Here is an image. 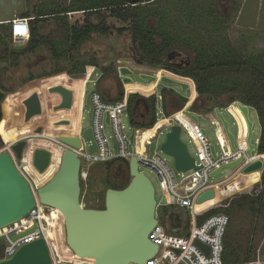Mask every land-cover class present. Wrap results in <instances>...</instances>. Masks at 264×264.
<instances>
[{"label": "rangeland", "instance_id": "obj_1", "mask_svg": "<svg viewBox=\"0 0 264 264\" xmlns=\"http://www.w3.org/2000/svg\"><path fill=\"white\" fill-rule=\"evenodd\" d=\"M127 1L135 5L142 0ZM168 1L171 0L161 1L157 4L168 6L166 5ZM46 2L53 3V7L59 9L62 6L68 7L73 3V0H0V19L12 18L15 15L21 16L25 12H29L31 16H35L37 13L34 11V8H37L39 5L45 7L47 5ZM212 3L218 13L225 12L229 15L230 35L233 43L237 47L250 53H258L264 50V0H212ZM171 7L174 8V5L169 3L168 8ZM99 16H88L80 12L70 15L66 19V21L68 20L70 22L68 24H73L75 22L82 23L86 17H89L94 22H102L105 24L110 29V32L106 35H93L81 47L74 50H66V52L58 56V59L54 56L51 45L44 43L35 53L21 55L18 64L9 62L0 64V88L6 93L5 98L0 103V107L2 110L5 109L7 111L11 119L15 132L14 138H16L14 141L17 138L19 140L26 138L28 142L24 158L16 159V164L25 176L28 175L35 178L38 183H42L48 172L54 168L55 162L58 159L56 157H58L59 153L68 149L62 144L61 136H57L55 139L53 136L55 134L82 136L84 130L91 126L92 122L89 115L90 107L86 104V97L94 88L97 90L101 89L102 92L108 89L109 94L106 95V98L110 100L118 98L122 93L125 95L127 92L135 89L139 90L141 96L147 98L148 96L146 95H149L154 90L157 97L154 95L153 97H148V99H155L156 101L158 99L156 114L158 120H161L158 124L159 128L166 122L162 121L165 116L164 105H166L168 112L172 114L180 111L185 106L180 107L182 105L181 97L186 100H191L189 102L190 104L197 96L194 87L195 83L188 77L178 76L175 78L189 83L191 88L188 90H183L180 85H167L161 82L156 85L151 80L142 79L140 71L137 70L131 76L132 83L123 84L119 74L120 64L133 69H143L146 73L151 72L158 77L164 75L167 68H162V65H147L148 68H143L137 63L136 60H139L138 58L142 54L139 49V43L133 41L131 31H125L123 34L117 31L123 28L127 30L131 27L129 20L112 17L110 16L109 10L102 11ZM173 18H176V12L173 14ZM150 21L152 25H156V19H150ZM66 24L60 17H51L39 23L38 30L42 36L60 44L59 46L62 48L66 46L63 43L68 36ZM10 48L20 49L24 47L12 42ZM173 50V52H177L180 55V58L189 60L188 65L195 61V53L187 50L183 45H176ZM84 62L94 64L95 66L93 67L99 70L95 80H90L93 74L92 67H88L85 72H81L79 68L76 71H72L74 66H78ZM130 63H132L131 66ZM164 64H168L172 68H177V65H170L167 62ZM182 68L185 67L183 66ZM102 70L104 71V75ZM171 73H169V77H171ZM96 81H98L97 84ZM166 90H169L167 95L165 94ZM171 91L176 96L170 95L172 94ZM222 99H227V96ZM211 105L213 103L209 106ZM230 105V111L235 115L225 110L224 107H221V111L230 124V130L238 136L239 124L241 136H244L247 131V122L236 102L228 106ZM133 107L136 108V103ZM194 112L199 118L198 126L207 130L206 138L208 142L214 144L219 156H222V149L215 133L216 127L223 141V145L227 147L220 122L214 117V127L211 118L206 116L209 112ZM249 117L253 121L254 136L252 141L259 148L258 140L262 136V125L259 112L256 108L249 107ZM179 119L182 121V124H186L189 127V121L182 114H179ZM172 121L175 122V119L172 118ZM121 123L124 133L130 137L133 125L129 112L121 114ZM191 127L193 126L191 125ZM170 130V127L162 129L159 137H157V155L170 166L178 182L182 183L183 173L177 170L174 157L165 153L161 148ZM103 131L109 145L110 154H114L113 129L105 122ZM153 132L155 131H142L138 132V135L142 133L144 134L143 139H146ZM47 133H50V136ZM193 134H195V131H193ZM181 138L188 145L192 156L200 162L198 146L192 141L186 129H183ZM83 144L85 147L83 150L87 149L88 144L85 140ZM7 145H0V152ZM242 145L245 146L244 143ZM37 148L47 149L53 155L51 164L43 172L37 170L33 164V154ZM226 151L228 152L227 149ZM258 152L259 150H254V154ZM140 170L152 181L155 188L156 200L160 204L165 196V191L159 176L147 166H141ZM113 171V165L110 166L109 164L97 163L95 166H92L88 179L81 182L83 185L81 203L84 208H105V195L108 189L105 178L111 176ZM192 171V169L185 171V174L188 175ZM234 171L235 167H225L222 173L210 178V180L212 182H219L231 176ZM262 174L263 171L243 175L238 170L228 180L219 183L221 186L216 189V192L219 190L224 191V185L227 186L229 181L237 176L236 180L238 182L233 185L234 189H231L228 193H239L244 188L256 183L258 179L260 181ZM226 198L228 196L221 198L219 202ZM173 210L171 206H158L156 209L157 219L161 224L166 225L170 232L172 225L167 218L168 216L172 217ZM68 212L66 209L58 211L52 210L51 214V217H56L60 220L57 231L65 259L75 263H81L83 261L95 262V259L92 258H80L76 256L66 244L64 219ZM231 220L230 235L244 244H247L248 241L250 243L249 246L251 245L253 248L255 256L252 258L251 264L264 262V210L262 215H255L250 210V205L244 204L241 208L236 209L231 216ZM180 235L183 237L185 232H182ZM31 238L34 237H28L27 240H31Z\"/></svg>", "mask_w": 264, "mask_h": 264}, {"label": "trees", "instance_id": "obj_2", "mask_svg": "<svg viewBox=\"0 0 264 264\" xmlns=\"http://www.w3.org/2000/svg\"><path fill=\"white\" fill-rule=\"evenodd\" d=\"M161 1L165 0H142L138 4L132 5L127 0H74L71 6L62 9L39 5L34 8L36 16L45 17L31 20V36L24 48L11 49V34L0 29V63L18 64L21 55L35 53L44 43L51 45V50L58 59V56L66 50L80 47L93 34H107L109 28L102 22H94L90 18L83 25L77 23L69 25L66 22L68 36L63 43L66 46L61 48L60 44L50 41L40 34L39 23L49 17H60L55 15L60 13L84 10L90 16L100 17L102 11L109 10L110 16L131 22V27L128 30L132 32L133 41L139 43L142 54L138 59L143 64L162 65L168 70L194 81L198 97L191 108L192 111L211 112L217 106L225 107L235 102L256 108L262 125V136L258 141L259 153L264 154V50L250 53L237 47L230 35L229 15L225 12L218 13L212 0H171L166 3L168 6L169 3L173 4L174 8L157 4ZM175 12L176 18L174 19ZM22 15L23 17L31 16L29 12ZM61 16V19H66L65 16ZM150 19H156V25H152ZM124 30L125 28L120 29L121 32ZM179 44L186 47L187 50L193 51L196 56L195 61L183 69L172 68L168 64H164L166 63L164 60L166 53ZM93 66L95 65L92 63L84 62L74 66L72 71L79 68L81 72H85L88 67L93 69ZM102 72L104 75L103 70ZM178 75L171 73V77L174 79ZM103 93L106 97L109 90L106 89ZM225 96L227 99L223 100L222 98ZM123 97L124 93L114 100ZM140 97L141 95L138 93H131L129 96L131 123L134 128H152L157 122L156 100L145 98L150 107V115L142 117L141 111L133 107ZM186 102L185 98L182 99L180 107L182 108ZM212 103L213 105L209 106ZM164 111L167 116L171 114L166 110V106H164ZM14 134L7 111L0 107V145L4 146L13 141ZM104 164L114 167L112 175L105 178L108 188L123 189L130 183L131 177L127 160L114 159ZM218 193L215 200L201 204V208H207L198 213L199 223L215 213L224 212L231 218L236 209L241 208L244 204L250 205V210L255 215H262L264 210V171L260 181L244 188L239 193L232 195L221 190ZM226 196L229 197L215 203ZM95 208L98 209V207ZM230 224L224 240V264H251L252 258L255 256L252 246H249L248 241L247 244H244L236 238L234 239L230 235ZM255 264H264V262Z\"/></svg>", "mask_w": 264, "mask_h": 264}, {"label": "water", "instance_id": "obj_3", "mask_svg": "<svg viewBox=\"0 0 264 264\" xmlns=\"http://www.w3.org/2000/svg\"><path fill=\"white\" fill-rule=\"evenodd\" d=\"M96 72H98V69H95L94 73ZM134 72L133 69L127 66L119 67L123 84L132 83L131 76ZM141 77L145 80H151L156 85L161 82L167 85H180L183 90L191 88L189 83L174 79L166 74L158 77L154 74L141 73ZM92 92L93 90L86 97V104L90 107V118L92 117ZM5 95L6 93L0 88V103ZM236 104L247 122L246 141L248 148L246 154H242L236 160L222 164L218 169L211 172V176L222 173L225 167H235L233 174L240 170L243 175L264 170V159L261 158L239 168L245 156L251 157L253 150H259V148L252 142L254 132L253 121L249 117V106L241 102H236ZM185 111L196 124L199 123V118L191 110L190 105ZM206 116H209L211 120L217 116L222 121L230 140L231 149L236 150L235 135L230 131V124L220 108L215 107ZM235 121L237 122L236 118ZM106 122H110L109 115H107ZM169 127L171 130L161 146L162 150L174 157L178 171L199 169L200 166L196 165L195 158L190 153L188 145L181 138L183 126L175 123ZM201 129L207 135V130ZM82 137L93 142L89 148L90 152L98 151L92 127L84 130ZM60 139L76 149L82 146L80 136L74 138L62 136ZM113 141L114 148L117 150L118 144L114 138ZM129 141V150H131L135 141V128L132 130ZM27 145L26 138H22L19 141L16 140V143L12 145L13 153L8 150L0 152V228L26 217L36 207L37 195L43 205L52 208H67L66 210L69 212L64 219L66 244L76 256L95 259V262L75 263L64 261L62 264H146L148 260L154 257L159 245L153 243L149 235L159 221L156 218L158 202L155 197L154 185L150 178L139 169L140 163L137 158H131L129 161L130 183L123 189H107L105 208H84L81 204V159L78 153L70 148L65 150L58 172L47 184L38 188L35 193L31 182L16 164V159L24 158ZM157 147L158 140L156 139L150 144V153H154ZM211 152L213 158H217L218 153L214 144H211ZM52 157L53 155L49 150L37 148L33 154V164L37 170L43 172L51 164ZM216 198L215 190L208 189L200 194L197 202L203 204ZM160 204L166 205V198H163ZM36 228L37 225L14 236V239L34 232ZM1 242L2 239H0ZM197 244L207 253L210 252L209 246L200 241H197ZM0 264L54 263L48 243L45 238L41 237L22 245L11 257L0 259Z\"/></svg>", "mask_w": 264, "mask_h": 264}, {"label": "built area", "instance_id": "obj_4", "mask_svg": "<svg viewBox=\"0 0 264 264\" xmlns=\"http://www.w3.org/2000/svg\"><path fill=\"white\" fill-rule=\"evenodd\" d=\"M9 23L10 34L14 43L23 45L29 41L31 36V17L15 16ZM94 72L95 70L93 71L90 80H95L98 72ZM97 82L98 81H96V84ZM130 94V92H127L124 97L119 100H110L103 96L100 89H93L91 94L92 124L90 127L93 129L94 139L98 146L97 152H90L89 148L93 142L83 139L80 135L79 136L82 140V146L80 148L76 149L62 142L66 148L74 149L81 159V182L88 179L92 166L97 163H106L114 159H125L129 162L131 158H137L140 163L139 169L141 166L151 168L157 173L160 182L163 185L165 191L164 198H166L167 204L162 205L158 203L157 207L171 206V209H174L172 214L174 221L171 226V232L166 225L161 224L159 221L150 232V240L153 243L158 244L159 249L154 257L148 260L146 264H224V240L231 218L224 212L215 213L207 217L202 223H199L197 215L207 207L201 208V204L197 202V199L201 193L208 189H214L216 197L218 196L219 193L216 192V189L221 186L219 183L228 180L230 176L219 182H212L210 178L214 176H211V172L218 169L222 164L236 160L242 154H246L245 152L248 148L247 143L244 141V138L241 139L239 142V150L236 153H233L223 123L217 116H215L221 124L227 147L223 145V141L212 120L223 153L222 156H219L218 154L217 158H213L211 143L208 142L206 138L207 135H205L202 132L201 127H199L198 124L186 114V108L189 105L191 106V103L189 104L188 101L180 111L170 114L169 116L165 114L162 121L166 122L162 127H158L161 120H158L156 114L157 122L152 128H135V141L132 149L129 150L130 141L129 137L123 131L121 114L129 112ZM149 95L156 96L154 90H152ZM157 102L158 99L156 104ZM179 114H182L186 120L189 121V127L186 126V124H182V121L179 119ZM107 115L110 116L109 123L106 122ZM172 118L175 119V122L172 121ZM105 122L112 127L114 132L113 138L118 144V149L116 150L114 148V154H110L109 145L104 135L103 125ZM175 123L181 124L183 128L188 131L192 141L197 144L200 155V162L195 158L196 165L200 166L199 169H192L193 171L188 175L185 174V171H181L183 173L182 183L178 182L177 177L170 166L157 155V148L154 153H150L151 142L159 137L162 129ZM191 125L193 127H191ZM190 128L193 129L191 130ZM150 130H154L155 132L148 135V138H144L145 141L143 142L144 134L141 133L138 135V132ZM193 131H195L196 135L193 134ZM68 137L74 138L76 136L69 135ZM84 140L88 144V147L85 150H83V148H85L83 144ZM12 143L13 142L9 143L4 150L11 151L10 148L13 145ZM242 143H244L245 146L242 145ZM257 157L264 159V154L258 152L256 154L253 153L251 157L246 155L239 168L257 160ZM36 198V207H34L26 217L16 221L15 224L12 223L0 228V239H2V242L0 243V259L11 257L22 245L43 237L48 243L53 263L62 264V262L68 260L65 259L64 251L61 248L57 228L49 221L52 210H50V207H47L46 211H43V204L40 203L37 195ZM218 202L219 200L215 203ZM35 225H37V228L34 232L14 239V236L33 228ZM182 232H185L183 237L180 235ZM31 236L34 238L27 240V238ZM197 241L209 246L210 252L207 253L201 248L197 244ZM177 250H179V252H177Z\"/></svg>", "mask_w": 264, "mask_h": 264}, {"label": "flooded vegetation", "instance_id": "obj_5", "mask_svg": "<svg viewBox=\"0 0 264 264\" xmlns=\"http://www.w3.org/2000/svg\"><path fill=\"white\" fill-rule=\"evenodd\" d=\"M53 2V1H52ZM73 2H74V0H73ZM47 3V5H45V6H54V4L53 3H49V2H46ZM41 4V3H40ZM44 4V3H43ZM73 4V3H72ZM71 4V5H72ZM71 5H69V6H71ZM68 6V7H69ZM67 7V6H66ZM62 8H64L63 6L61 7V8H59V9H62ZM82 13V14H87L88 16H90L89 15V13H85L86 11H72V12H67V13H60V14H55V15H59L60 17H62L61 15H63V16H65L66 17V19H68V17L70 16V15H73L74 13ZM51 16H54V15H51ZM92 16V15H91ZM31 17V20H33V19H36L37 17H39V18H44L45 16H30ZM49 18H51V17H49ZM54 18H57V17H54ZM66 19H63L64 21L66 20ZM87 19H89V17H86L85 18V20H84V22H82V23H79V22H75V23H77L78 25H83V24H85V22H86V20ZM65 22H67V23H70V22H68V20L67 21H65ZM75 23H73V24H75ZM73 24H69V25H73ZM120 34H123L125 31H128V29L127 30H124L123 32H121L120 31V29L119 30H117ZM130 31V30H129ZM109 32H110V29H109ZM108 32V33H109ZM107 33V34H108ZM93 35H96V34H93ZM92 35V36H93ZM99 35H106V34H99ZM91 36V37H92ZM90 39V38H89ZM88 39V40H89ZM87 41V40H86ZM85 41V42H86ZM84 42V43H85ZM83 43V44H84ZM82 44V45H83ZM81 45V46H82ZM80 46V47H81ZM174 50H170V51H168L167 53H166V56H165V60H166V62L167 63H169L170 65L172 64V65H177L176 67V69H183L182 67L184 66H187L188 64H189V60H184L183 58H180V55L177 53V52H173ZM137 61V63L138 64H140V66H142L143 68L144 67H147V64H143L142 62H141V60H136ZM131 64L132 63H130V66H131ZM120 66H122L121 64L119 65V67ZM162 68H165V67H162ZM95 69H97V68H95V67H93V70L92 71H94ZM131 69H133V68H131ZM133 70H140V69H136V68H134ZM99 71V70H98ZM165 71V70H164ZM163 71V72H164ZM169 71V73L170 72H172L173 74H176V73H174L173 71H171V70H166V72L164 73V74H166L167 76H169V73H167ZM141 73H145V72H142L141 71ZM120 74V73H119ZM146 74V73H145ZM176 75H178V74H176ZM178 76H181V75H178ZM181 77H184V76H181ZM189 78V77H188ZM122 79V78H121ZM100 91H101V89H100ZM169 90H166L165 91V94L167 95V92H168ZM172 92V94H170V95H172V96H174L175 95V93H173V91H171ZM101 93L102 94H104L102 91H101ZM136 93H140V92H136ZM141 95V94H140ZM146 95V94H145ZM105 96V95H104ZM146 96H148V97H153L154 95H146ZM165 96V95H164ZM176 96V95H175ZM198 96V95H197ZM147 97V98H148ZM179 97V96H178ZM181 99H184V98H182L181 97ZM164 100V99H163ZM190 102V100L188 99L187 100V102ZM195 101H196V99H194L193 101H192V103H191V108L193 107V105L195 104ZM186 102V103H187ZM185 103V104H186ZM164 104H165V101H164ZM164 106H166V105H164ZM217 107H219L220 108V110H221V107L220 106H217ZM136 108L138 109V111H141V115H142V117H146V116H149L150 115V110H149V106L147 105V103H146V101H145V98L143 97V96H141L137 101H136ZM230 108H231V106H225L224 107V109L225 110H227L228 112H230V113H232L231 111H230ZM166 110H167V108H166ZM192 110V109H191ZM194 112V111H193ZM222 112V111H221ZM233 114V113H232ZM234 115V114H233ZM235 118V117H234ZM237 124H238V122H236ZM238 126H239V135L238 136H236L235 134V141H236V146H237V149L236 150H232L233 151V153H236L238 150H239V142H240V140L241 139H243L244 138V141L247 143V131H246V133H245V135L244 136H241V129H240V125L238 124ZM229 128H230V125H229ZM231 131V130H230ZM232 132V131H231ZM252 140H253V138H252ZM253 142V141H252ZM248 146V145H247ZM253 153H254V150H253ZM167 220L171 223V225L173 224V221H174V219H173V216L172 217H170V216H168V218H167Z\"/></svg>", "mask_w": 264, "mask_h": 264}, {"label": "bare ground", "instance_id": "obj_6", "mask_svg": "<svg viewBox=\"0 0 264 264\" xmlns=\"http://www.w3.org/2000/svg\"><path fill=\"white\" fill-rule=\"evenodd\" d=\"M14 140L11 141V142H13L12 144H15L16 143ZM17 140H19V139L17 138ZM11 142H9V143H11ZM10 150H11L10 152L13 153L12 146H11ZM63 152H60L59 155H58V157H56L58 159L55 162L54 168L48 172V174L46 175V177H45V179H44V181L42 183H38L35 178H32L31 176L26 175V177L29 179V181L31 182V184L33 185V187H34L35 190H37L38 188H40V187L44 186L45 184H47V182H49V180H51L53 178V176H55V174L58 172V170L60 168V165H61ZM47 207L48 206H46V205L44 206L43 205L42 206V210L43 211H46ZM64 209H67V208H53L52 209V207H50V210H55V211L64 210ZM44 215H45V213H44ZM49 221L53 224V226H56V228H57L60 220H59V218H56V217H49ZM13 224H15V223H13Z\"/></svg>", "mask_w": 264, "mask_h": 264}, {"label": "crops", "instance_id": "obj_7", "mask_svg": "<svg viewBox=\"0 0 264 264\" xmlns=\"http://www.w3.org/2000/svg\"><path fill=\"white\" fill-rule=\"evenodd\" d=\"M15 16H17V15H15ZM14 16V17H15ZM14 17H12V18H1L0 19V29L1 30H4L5 32H7V33H10V20H12ZM21 17H23V15L21 14ZM31 25H32V23H31ZM12 42H13V40H12ZM28 42H26L25 44H23L22 46L23 47H25L26 46V44H27ZM19 45V44H18ZM28 54V53H27ZM0 64H6V63H0ZM146 68H148V67H146ZM150 68V67H149ZM134 71H136V70H134ZM137 71H140V73H141V71L142 72H145L143 69L141 70H137ZM146 73V72H145ZM146 74H152L151 72L150 73H146ZM136 92H139V90H132V91H130V93H136ZM196 95H198V94H196ZM198 96H196L195 97V99L197 98ZM194 100V99H193ZM235 117V116H234ZM29 135H32V136H35V135H33V134H29ZM47 135H49L50 136V133H47ZM52 136V135H51ZM57 136H67V135H63V134H55L53 137H54V139H55V137H57ZM21 137H24V136H21ZM52 137V138H53ZM60 137V138H61ZM264 171V170H263ZM236 178H237V176L234 178V179H232V180H230L229 181V183L227 184V186L226 185H224L225 186V188H224V191L226 192V193H228V191H231V189H234L233 188V185H235V183H237L238 182V180H236ZM259 181V179L256 181V182H258ZM230 184V185H229ZM232 184V185H231Z\"/></svg>", "mask_w": 264, "mask_h": 264}]
</instances>
